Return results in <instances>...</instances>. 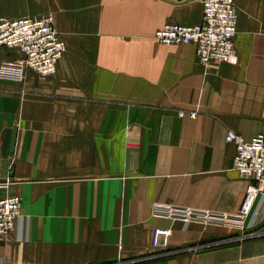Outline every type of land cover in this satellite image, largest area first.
<instances>
[{"label":"crops","instance_id":"obj_1","mask_svg":"<svg viewBox=\"0 0 264 264\" xmlns=\"http://www.w3.org/2000/svg\"><path fill=\"white\" fill-rule=\"evenodd\" d=\"M234 2L238 61L204 66L194 43L152 38L200 22L201 0H0V19L52 14L66 45L53 75L0 77V195L22 207L0 264H264V236L228 241L227 228L151 213L244 203L226 134L264 133V0ZM17 56L0 45V63ZM156 227L170 254L153 258Z\"/></svg>","mask_w":264,"mask_h":264},{"label":"built area","instance_id":"obj_2","mask_svg":"<svg viewBox=\"0 0 264 264\" xmlns=\"http://www.w3.org/2000/svg\"><path fill=\"white\" fill-rule=\"evenodd\" d=\"M202 17L194 24L167 23L157 28L152 35L157 43L170 45L194 43L195 54L202 65L211 61L235 64L238 61L234 36L237 31V9L234 0H201ZM0 45L18 51L19 56L0 63V77L22 80L27 69L41 77L53 75L58 59L65 52L66 45L55 28L50 13L36 17L0 19ZM195 117L196 110L180 111ZM226 140L234 146L232 168L240 177L248 180L246 197L236 213L180 206L173 203L154 202L151 213L170 221L188 226L192 223L204 228L224 227L239 230L240 233L228 241H238L264 236V133L245 139L234 131H228ZM5 181L0 187L7 188ZM257 196L261 203L257 215L246 221ZM21 199L12 192L0 195V239L15 229L21 217ZM168 228L156 227L152 231L149 255L153 258L170 254Z\"/></svg>","mask_w":264,"mask_h":264},{"label":"rangeland","instance_id":"obj_3","mask_svg":"<svg viewBox=\"0 0 264 264\" xmlns=\"http://www.w3.org/2000/svg\"><path fill=\"white\" fill-rule=\"evenodd\" d=\"M229 231H230V236L229 237H233V236H235V235H237V234H239L240 233V231L239 230H235V229H231V228H227Z\"/></svg>","mask_w":264,"mask_h":264},{"label":"water","instance_id":"obj_4","mask_svg":"<svg viewBox=\"0 0 264 264\" xmlns=\"http://www.w3.org/2000/svg\"><path fill=\"white\" fill-rule=\"evenodd\" d=\"M14 139H15V132H13L12 137H11L10 148H9L10 151L13 150Z\"/></svg>","mask_w":264,"mask_h":264}]
</instances>
